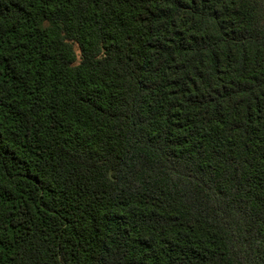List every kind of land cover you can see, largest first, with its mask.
<instances>
[{"label": "trees", "instance_id": "obj_1", "mask_svg": "<svg viewBox=\"0 0 264 264\" xmlns=\"http://www.w3.org/2000/svg\"><path fill=\"white\" fill-rule=\"evenodd\" d=\"M0 264H264V0H0Z\"/></svg>", "mask_w": 264, "mask_h": 264}]
</instances>
